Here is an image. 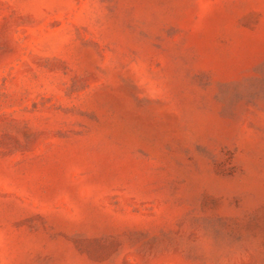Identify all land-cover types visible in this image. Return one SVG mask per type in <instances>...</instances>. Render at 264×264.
I'll return each mask as SVG.
<instances>
[{
  "label": "rangeland",
  "instance_id": "rangeland-1",
  "mask_svg": "<svg viewBox=\"0 0 264 264\" xmlns=\"http://www.w3.org/2000/svg\"><path fill=\"white\" fill-rule=\"evenodd\" d=\"M0 264H264V0H0Z\"/></svg>",
  "mask_w": 264,
  "mask_h": 264
}]
</instances>
